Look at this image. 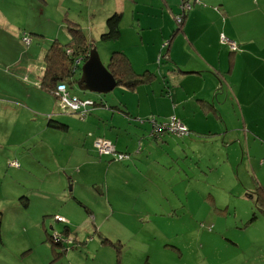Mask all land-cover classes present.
<instances>
[{
  "label": "rangeland",
  "instance_id": "374dc122",
  "mask_svg": "<svg viewBox=\"0 0 264 264\" xmlns=\"http://www.w3.org/2000/svg\"><path fill=\"white\" fill-rule=\"evenodd\" d=\"M137 3L163 6L162 0H138ZM197 3L200 6H215V3L209 4L205 0H196L194 4ZM140 6L131 0H0V98L12 100L11 120L6 123L0 120V264H241L240 253L232 247V239L264 229L263 214L256 206V195L235 196L227 189L234 174L229 172L231 168L226 161L219 165L224 168L222 172L205 174L201 169L207 168L190 166L186 171L191 177L185 176V182H188L184 183L185 186L180 182L173 184V181L179 180L174 168L165 169L163 179L160 174L152 182L149 181L150 171L147 169L154 163L146 159L140 165L143 176L137 175L136 166L129 162L123 169L128 183L123 178H110L107 183L100 184L97 173H83L85 167H92L93 164L83 163L86 153L84 149L77 151V144L69 142L68 138L72 134L65 135L57 127L44 125L45 115L50 112L74 116L60 106L52 88L46 92L44 87L39 89V85L30 84L25 91L19 89L24 85V81L21 84L19 79H25L30 65H34L29 72L34 83L48 49L56 42L62 47L70 42L68 26L73 21L92 41L100 61L101 54L107 50V42L119 45L126 55L130 49L141 52L148 48L152 53L158 48L159 61L163 60L168 40L183 24L185 16H182L180 24L172 18L173 28L167 37L168 30L162 32L161 42L157 41L154 46L132 47L131 38L137 29L135 18L141 22L146 15L145 9ZM118 7H123L125 11L119 20L118 37L100 39L99 34L105 30V18ZM135 9L142 10V13H136ZM199 16L203 20L211 16L221 18L217 13L199 12ZM221 29L226 37L235 41L238 48L235 53L241 49L238 38L245 41V59L253 62L256 56L264 54L261 50L264 49V5L235 14L233 26L226 19ZM203 38L209 43L207 47L213 49L212 52L221 50L229 57L227 45L219 39L215 40L212 30L204 31ZM174 43L180 47L184 45L179 44L178 37ZM106 53L105 61L109 50ZM189 61L193 63L191 56ZM81 62L77 67L76 79L68 83L69 89L76 93L85 91L76 84ZM211 67L208 70L215 72L214 66ZM259 67L264 69L263 64H259ZM205 75L184 77L183 89L188 92L184 103L195 104V98L199 95L210 98L211 91L205 92L209 86ZM162 77L158 76L159 79ZM214 78V89L218 93V81ZM68 79L71 80V77ZM164 84L161 81V93L165 95ZM113 88L105 93L108 95L122 90L116 85ZM39 90H42V94ZM85 92L105 94L90 90ZM185 95L181 94L183 97ZM229 104V100L221 103L224 110L228 109ZM155 115L127 116L124 111L115 108L112 117L121 132H107L111 139L103 135L93 136L95 155L106 158L107 162L125 163L131 160L133 153L138 150L137 143L142 149L145 148L144 141L139 138L135 146L130 141V132L140 123L147 124L143 130L147 135L165 131L178 135L167 129H154L157 125L153 121L164 123L171 116H160L166 119L157 120ZM76 116L81 119L84 117ZM223 117L230 124L229 117L226 114ZM185 126L192 135L201 134L202 140L206 141L211 140L210 135L217 127L221 126V130L224 127L211 115L194 128ZM233 132L229 130L226 133ZM97 138L108 139L114 150L110 153L101 152L94 145ZM206 141H203L201 150L204 153L212 152L214 162H219L221 157L216 147ZM38 149L41 151L39 158L36 153ZM121 154L124 157L118 159ZM13 161L15 163H11ZM60 167L72 169L79 176V182L72 186L77 197L70 192L67 177L59 179V173L67 174ZM63 189L65 191L60 193ZM162 192L168 195L170 201L166 206H160L157 201ZM22 193L26 194L29 201L26 210L18 208L26 198L21 196ZM104 194L110 197V204L106 202ZM178 197L186 199L184 205ZM159 207L161 212H154ZM16 215H28V219L22 220ZM247 218L252 219L246 222ZM42 221L56 222V232L67 225L69 234L62 233L68 238L65 240L67 245L45 240L47 235ZM51 245L63 251L56 258L53 257Z\"/></svg>",
  "mask_w": 264,
  "mask_h": 264
},
{
  "label": "crops",
  "instance_id": "0c3cea01",
  "mask_svg": "<svg viewBox=\"0 0 264 264\" xmlns=\"http://www.w3.org/2000/svg\"><path fill=\"white\" fill-rule=\"evenodd\" d=\"M131 1L137 5H142L140 7L146 11V15L141 22H139V18H135L137 29L133 31L135 32V36L131 38L130 44L132 47H142L143 45L154 46L157 41L160 40L161 42L163 40L162 32L167 29V37L169 36V31L173 28L172 18L174 19V15L180 13L182 16H185L183 24L179 26L178 31L171 37V40H168V48L163 60L159 61L160 54H157L158 48L152 53L148 51V48L141 52L131 49L127 52V57L132 67L136 71L146 68L153 74L152 79L147 83L136 85L133 89L116 84L122 90L108 95L107 93L102 95L91 94L85 92L86 90L76 93L70 90L80 97L91 98L94 101L93 106L87 109V113H85L82 119L78 118L76 116L78 114L75 112H71L74 116L67 117L66 114L62 116L64 112H58L61 115L50 112L45 115L46 123L44 125L50 126L47 124L49 118L59 121L60 124H66L65 128L56 127L64 131L65 135L72 134L68 139L70 143L77 144V151L84 149L86 160L83 163L87 165L93 164V166L85 167L83 173H97V181L100 184L103 182L107 183L110 178H123L127 182L123 169L129 162L136 166L137 175L143 176L140 165L146 159L154 163L152 167L147 169L150 171L149 181L152 182L154 177L160 174H162L161 177L163 179V171L174 168L179 175V180L173 181V184L180 182L185 186L188 183L185 182V178L191 177V174L186 171L190 166L207 168V170L201 169L205 174L209 172H222L224 168H221L219 165L226 161L228 167L231 168L229 172L234 174L231 184L227 189L235 196H251V194H255L258 200L256 206L260 208L264 219V69H260L259 67V64L264 65V54L256 56L253 62L247 58L245 59L244 53L247 52L246 43L244 40L238 38L241 49L235 53L227 48L229 57H226L221 50H214L212 52L213 49L207 47L209 43L203 38L204 31L212 30L215 40H218L219 32H224L221 28L226 19L233 26L235 24V14L243 13L253 6L262 7L264 0H205L209 4L215 3V6H200L199 3H193V5L183 10L179 7L183 0H162V7L151 4H147V6L145 4H138V0ZM216 5L217 8H215ZM176 7L178 11H174ZM117 9L120 11L121 19L125 11L123 7H118ZM135 12L141 14L142 10L135 9ZM199 12L217 13L221 18L211 16L203 20V17L199 16ZM181 21L182 17L179 24ZM177 37L179 44L184 43L181 47L176 46L174 43ZM69 41H71V37ZM114 45L116 44H113V42H107L105 46L107 50L101 54V62L103 64L106 62V52L110 48H120L119 45H117L119 47ZM120 50L126 52L122 48ZM261 50L264 51V49ZM209 52L212 53L210 54ZM190 56L193 63L189 61ZM81 61L82 59L79 63ZM33 66L30 65L29 69H27L24 80L19 79L21 84L24 81L23 87H20L21 85L18 86L20 87L19 89L25 91L30 84H36L39 85V89L44 87L46 92L49 91L50 87L42 86L44 77L49 73L46 59H42L40 73H37V79H35L34 83L32 76L29 75L30 69ZM211 66H214L215 72L208 70L209 67L212 68ZM77 72L78 69L70 77H76ZM202 73L206 74L205 76L209 82V86L205 92L211 91L210 98L199 95L195 98V104L184 103L188 98V92L183 89L185 85L184 77L187 75L197 77L202 75ZM159 75L163 76L162 79L158 78ZM214 77L218 81L216 85L219 88L218 93L214 89L216 84ZM61 80L64 81V79ZM161 81L165 82V89L163 90L166 91L165 95L161 93ZM52 83L53 81L51 80ZM39 91L42 94V90ZM184 93H186L185 97L181 96ZM224 100H229L230 102L226 110L221 105ZM11 102V99L0 98V120L3 123L11 120ZM15 104L21 105L16 102ZM115 108L124 111L127 116H145L147 113H153L156 114V117H154L157 120L166 119L169 115H175L185 125L193 128L200 121L211 115L217 118L224 127L223 130H221V126L217 127L215 132L210 135L212 137L211 140L206 141L202 140L203 135H192L190 131L183 135H175L167 131L153 132L147 135L143 131L147 128V124L140 123L139 127L136 126L130 132V141L135 146V142L139 138L141 141H144L145 148L142 149L137 143L138 150L133 153L132 159L128 162H107L106 158L95 155L92 138L95 135H103L111 139L107 132L113 134L121 132L116 127L114 118L112 117ZM223 114L229 117L230 124L225 122ZM54 115H58L61 118H57ZM165 115H167L166 118H160V116ZM229 130H234V132L227 134L226 132ZM203 141L212 142V145L216 147L221 157L219 162H214L212 152L204 153L201 150ZM41 146L45 145L41 144ZM125 146L127 150V143H125ZM36 153L39 158L41 156L40 149L36 150ZM60 168H63L67 174L59 173V179L67 177L70 181V192H72L73 196L77 197L72 190V186L79 182V176L72 169H67L66 167ZM133 186L135 188V185ZM64 191L63 189L60 193ZM25 195V193H22L21 196L25 198ZM104 196L106 202L110 204V197L107 194H104ZM178 199L182 205L185 204V198L178 197ZM77 200L80 202L79 199ZM22 201V204L18 208L26 210L29 207L28 198L26 197ZM157 201L160 206H166L170 203L168 195H165L164 192L158 197ZM84 207L86 208L87 206L84 205ZM154 212H161L160 207L154 209ZM28 215L16 216L22 220H27ZM1 219L0 216V225ZM251 219L247 218L246 222ZM56 221L62 222L63 220L56 219ZM42 222L45 235H47L45 237L46 240L49 239L51 232L56 231L57 224L50 221ZM65 223H67V220ZM59 231V233L65 235L70 232L67 225H63ZM232 240L234 244L232 247L237 248L236 252L240 253L241 264H264V229L243 234L239 238ZM52 248L53 257H58L61 253L55 247Z\"/></svg>",
  "mask_w": 264,
  "mask_h": 264
},
{
  "label": "trees",
  "instance_id": "16d2710c",
  "mask_svg": "<svg viewBox=\"0 0 264 264\" xmlns=\"http://www.w3.org/2000/svg\"><path fill=\"white\" fill-rule=\"evenodd\" d=\"M119 20L120 11L114 9L105 18V30L99 34L100 39H116L119 35ZM68 29L71 32V41L65 47L58 46L56 42L55 45H53L52 48H49L45 53V59L49 68L48 75L44 77L43 85L45 87L51 88L54 82L56 83L57 80L60 81L61 79H64V81L67 83V86L70 81H74L76 79L75 77L71 78V80H69L68 77H70L71 74H74L77 67L79 66L77 59L80 58L79 61L81 59L84 60L88 49L93 44L86 34L83 33L77 22H71V24L68 26ZM104 65L114 77L116 84L122 85L128 89H133L136 85L141 83H147L153 77V74L146 68L142 69L141 71H136L132 67L125 52L120 49L110 48L107 61ZM53 72L55 73L54 75ZM51 80L53 81L52 84ZM91 101L92 103L85 107V111L83 113L84 115L87 113V109H90V107L93 106L94 101L92 99ZM67 111L75 112L79 115V111ZM47 124L54 127L59 126L58 128L66 127L65 123L60 124L59 121H56L52 118L48 119ZM56 233V231L51 232L49 235V240L56 244L66 246L67 243L62 239V237H59L62 233H59V236L57 235L58 233ZM61 252L63 251L61 250Z\"/></svg>",
  "mask_w": 264,
  "mask_h": 264
},
{
  "label": "built area",
  "instance_id": "2783aa9c",
  "mask_svg": "<svg viewBox=\"0 0 264 264\" xmlns=\"http://www.w3.org/2000/svg\"><path fill=\"white\" fill-rule=\"evenodd\" d=\"M196 0H183L181 4L179 5L180 9H186L193 5ZM182 15L180 13H177L174 15V19L176 22H179L181 20ZM219 41L221 43H224L227 45L228 49L231 51L237 50V45L235 41L232 39L226 37L222 32H219L218 34ZM26 41V39H24ZM27 42V41H26ZM54 94L57 96L59 104L61 107H63L66 110H72V111H79V116H83L85 107L87 105H90L92 103L90 98L87 97H79V95L73 93L70 91L69 87L67 86V83L63 80L57 81L54 84V87H51ZM152 121V120H151ZM153 124H156L157 126L154 127V129H167L171 132H174L178 135L187 133L189 130L186 128V126L182 123V121L176 117L175 115H171L167 122L161 123V122H155L153 121ZM94 145L97 146L101 152L103 153H110L114 150L111 142L108 139L104 138H97L94 141ZM113 156V155H112ZM124 157V154H121V157L118 159H121ZM11 163H15L14 161ZM58 233V234H57ZM56 234L59 236V232ZM62 239L68 240V238H65L62 234Z\"/></svg>",
  "mask_w": 264,
  "mask_h": 264
},
{
  "label": "water",
  "instance_id": "95a60500",
  "mask_svg": "<svg viewBox=\"0 0 264 264\" xmlns=\"http://www.w3.org/2000/svg\"><path fill=\"white\" fill-rule=\"evenodd\" d=\"M79 59H77V62H79ZM76 84L80 90L101 93L111 90L116 85L114 77L100 61L93 46L88 49L86 57L81 62Z\"/></svg>",
  "mask_w": 264,
  "mask_h": 264
}]
</instances>
